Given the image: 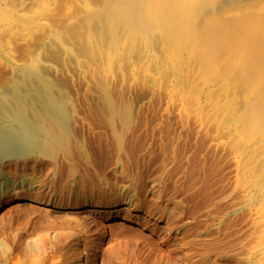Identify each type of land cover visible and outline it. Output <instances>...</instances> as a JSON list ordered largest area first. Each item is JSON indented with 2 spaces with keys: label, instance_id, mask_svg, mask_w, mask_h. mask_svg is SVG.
Here are the masks:
<instances>
[{
  "label": "rangeland",
  "instance_id": "374dc122",
  "mask_svg": "<svg viewBox=\"0 0 264 264\" xmlns=\"http://www.w3.org/2000/svg\"><path fill=\"white\" fill-rule=\"evenodd\" d=\"M7 1L0 90L34 85L22 69L36 59L72 120L60 142L0 167V264H264V0L204 7L197 23L219 29L224 56L209 69L165 39L101 40L83 0ZM119 206L130 221L80 214Z\"/></svg>",
  "mask_w": 264,
  "mask_h": 264
},
{
  "label": "bare ground",
  "instance_id": "6f19581e",
  "mask_svg": "<svg viewBox=\"0 0 264 264\" xmlns=\"http://www.w3.org/2000/svg\"><path fill=\"white\" fill-rule=\"evenodd\" d=\"M250 1L252 0H83V2L88 4L89 12L93 15L91 21L86 22V25H92L91 34L97 29L102 38L101 40L110 38V40L114 42L113 44L118 47L121 45L122 48L121 43H133V41L137 39H142L143 41L145 40L153 44L156 43V45L158 44L156 42L158 38L162 40L165 39L175 47V50H173L174 52L193 48L197 55L202 57V54H205V58L203 57V59H206L208 62L205 60L203 61L206 62L205 65L208 66L207 69H209V66H212V64L215 65L221 59H224V56L221 58L223 53L222 55L221 52L218 53V49L216 48L219 29L216 28L215 25L209 23L207 26L203 27L202 16L200 18L202 23L201 20L197 23L198 17H200L201 14L204 15L206 7L211 4L214 5L215 2L217 3V7H221L229 3L240 4ZM0 2L8 1L0 0ZM13 2H27V0H15ZM67 2L69 1L67 0ZM206 22L204 23L206 24ZM199 24L202 27H200ZM153 44L152 47L156 46ZM203 47H205V50L202 49ZM209 47L211 49L210 52L207 53V48ZM247 47L250 48V46ZM116 48L114 49L116 50ZM33 60L31 63L29 62L30 64L27 63L22 70L23 74L27 77L30 75L35 76L36 83L34 85L22 81L19 76L18 79L10 82L9 89L0 90V167H3V163L8 159L15 160L23 158L24 156L26 157V155L32 156L36 151L48 149L51 144H56L58 141L60 142L61 134L58 135V133H67L71 124L72 118L70 112L64 101L59 97L60 95L58 96L55 92V82L53 83L50 80V76L48 77L42 74L43 71L40 73L37 64L38 61L36 62V59L35 61ZM36 84H40L41 88L40 86L38 88ZM7 87L5 86V88ZM109 105L111 108L113 107L111 101H109ZM197 115L198 114L194 117H199ZM254 116L258 124L264 122V107L261 108L259 112L255 113ZM204 126L205 124H203L201 128H204ZM57 129H59V131H57ZM218 138L216 139L215 137L217 144L212 146L215 151H221L223 153V151H225L223 150L224 147H222L224 146L221 140L223 137L221 139ZM244 143L245 142L242 143L244 148L250 144L253 145L252 141L251 143L249 142L248 145H244ZM243 147H241L242 149L240 146L239 148L236 147L233 153L228 154V156L226 155V161L228 160V162L231 163V165L234 164L235 167L237 165L236 168L240 165L238 156L239 150L243 152ZM248 166L250 167V165ZM248 166H246V168ZM244 170H241V173ZM11 183L12 182L8 181L6 187H9ZM6 189L8 188H2L0 185V197L3 192H8ZM241 192L247 196L245 191ZM128 213L129 209L126 206H119L110 211L91 207L83 210L80 214L82 218L91 220V225L98 227L104 215L110 214L112 216L113 214L116 217L123 215V221H130L131 219L127 215ZM261 214L260 212L259 217L262 219L260 220V224L264 223V214ZM148 227L149 224L144 226V228L151 229ZM89 249L91 250L92 248Z\"/></svg>",
  "mask_w": 264,
  "mask_h": 264
}]
</instances>
